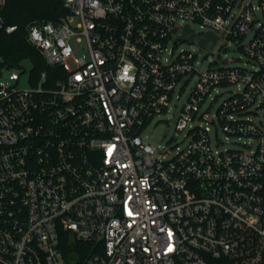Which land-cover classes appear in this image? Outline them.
Instances as JSON below:
<instances>
[{"label": "built area", "instance_id": "obj_1", "mask_svg": "<svg viewBox=\"0 0 264 264\" xmlns=\"http://www.w3.org/2000/svg\"><path fill=\"white\" fill-rule=\"evenodd\" d=\"M61 2L23 29L47 69L20 87L0 64V264H264V0ZM186 26L252 68L197 69L174 49ZM195 72L170 114L185 144L154 150L143 131ZM212 127L253 142L220 148ZM64 231L91 243L80 262Z\"/></svg>", "mask_w": 264, "mask_h": 264}, {"label": "rangeland", "instance_id": "obj_2", "mask_svg": "<svg viewBox=\"0 0 264 264\" xmlns=\"http://www.w3.org/2000/svg\"><path fill=\"white\" fill-rule=\"evenodd\" d=\"M192 28L196 31H204V29L200 28L198 24L193 23ZM223 43V40H220ZM226 45L218 46L214 48L212 51L208 49H198V46L194 43H189L187 41H179L175 46V51H179L180 49H192L197 52L195 66L197 69L203 71L207 66H238L245 67L247 69H251L253 66L252 61H250L247 56H245L241 50H239L232 41L225 40ZM76 55H80L82 52L80 50L74 52ZM220 54V56H218ZM207 55L206 59H203V56ZM216 60V62H212ZM31 68V62L27 59H24L20 62L18 67H14L16 71L20 73V78L18 85L20 87L29 86V71ZM199 74L198 72L193 73L189 76L188 80L182 84L179 83L171 100L169 102L170 109L169 114H161L159 116H155L149 123V125L143 131V135H146L149 143L152 145L154 150L156 151H168L173 150L176 145H183L186 142L184 138V131H178L175 128V121L170 116L171 113H174L178 110L179 106L185 101L187 94L190 89L193 88L196 81L198 80ZM228 95V92H223L218 95L214 101L211 102L210 106V114L212 115L215 109L219 106L221 101ZM209 101H207L208 104ZM259 116H262L264 110H259ZM254 120H258V117H252ZM215 131V132H214ZM211 144L214 145L215 142L218 143L220 148H233L240 147L242 143H252V139H248L246 137H241L237 139L235 136H230L225 134L221 128L217 127L216 129L212 127V131L210 133Z\"/></svg>", "mask_w": 264, "mask_h": 264}, {"label": "trees", "instance_id": "obj_3", "mask_svg": "<svg viewBox=\"0 0 264 264\" xmlns=\"http://www.w3.org/2000/svg\"><path fill=\"white\" fill-rule=\"evenodd\" d=\"M61 0H9L4 9L6 23L17 24L18 29L7 34L0 31V64L14 68L27 59L31 62V78L42 69H47L38 51L30 45L24 36V26L37 18L57 19L65 13ZM90 242L73 240L67 232H62L60 247L66 257H77L80 262L89 252Z\"/></svg>", "mask_w": 264, "mask_h": 264}, {"label": "water", "instance_id": "obj_4", "mask_svg": "<svg viewBox=\"0 0 264 264\" xmlns=\"http://www.w3.org/2000/svg\"><path fill=\"white\" fill-rule=\"evenodd\" d=\"M181 38L189 42H193L202 48L208 49L209 51H211L216 41V36L212 35V33L208 32L204 35H196L189 29L188 26L184 28Z\"/></svg>", "mask_w": 264, "mask_h": 264}]
</instances>
